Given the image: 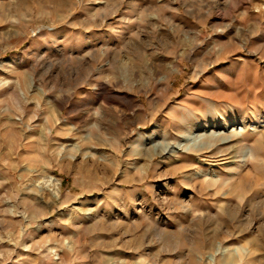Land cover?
<instances>
[{
  "label": "rangeland",
  "instance_id": "rangeland-1",
  "mask_svg": "<svg viewBox=\"0 0 264 264\" xmlns=\"http://www.w3.org/2000/svg\"><path fill=\"white\" fill-rule=\"evenodd\" d=\"M0 264H264V0H0Z\"/></svg>",
  "mask_w": 264,
  "mask_h": 264
},
{
  "label": "bare ground",
  "instance_id": "bare-ground-1",
  "mask_svg": "<svg viewBox=\"0 0 264 264\" xmlns=\"http://www.w3.org/2000/svg\"><path fill=\"white\" fill-rule=\"evenodd\" d=\"M181 204V203H180Z\"/></svg>",
  "mask_w": 264,
  "mask_h": 264
}]
</instances>
